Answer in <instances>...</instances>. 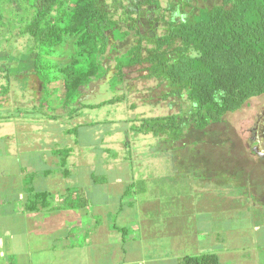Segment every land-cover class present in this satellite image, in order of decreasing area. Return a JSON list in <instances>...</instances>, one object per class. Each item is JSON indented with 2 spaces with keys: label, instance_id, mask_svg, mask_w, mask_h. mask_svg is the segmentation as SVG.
Returning a JSON list of instances; mask_svg holds the SVG:
<instances>
[{
  "label": "trees",
  "instance_id": "trees-1",
  "mask_svg": "<svg viewBox=\"0 0 264 264\" xmlns=\"http://www.w3.org/2000/svg\"><path fill=\"white\" fill-rule=\"evenodd\" d=\"M2 1L3 11H15L14 29L20 27L19 35L28 44L13 55L16 68L10 63L1 71L6 86L0 95H6L11 79L26 74L32 63L45 96L52 94L51 85L63 82V107L71 117L84 108L122 101L123 97L99 105L80 102L85 88L109 75L103 58L131 36L134 43L128 52L114 58L112 81L121 85L126 69L145 66V79L165 88L162 100L186 99L191 105L183 115L142 119L132 127L137 134L175 146L189 131L203 133L264 95V0H213L212 6L205 5L210 0H168L165 10L160 0ZM160 20L164 35L158 34ZM10 29L1 16L2 43L9 42ZM68 44L75 53L69 63H60L57 59L65 55L61 52ZM70 154L68 148L57 151L65 175ZM33 197L31 210L48 204L51 196L43 192ZM183 264L220 262L215 255H204L185 258Z\"/></svg>",
  "mask_w": 264,
  "mask_h": 264
},
{
  "label": "crops",
  "instance_id": "crops-1",
  "mask_svg": "<svg viewBox=\"0 0 264 264\" xmlns=\"http://www.w3.org/2000/svg\"><path fill=\"white\" fill-rule=\"evenodd\" d=\"M45 113L31 122L24 120L26 126L33 122L42 126L40 130H19L25 133L27 142L29 137L32 141L31 133L38 132L40 144L25 145L26 139L16 144L15 129H0V137L12 139L13 145L7 151L10 157L36 154L46 167L41 172L34 159L28 157L23 168V160L17 163L20 177L9 175V165L7 175L0 177V264H183L185 258L204 255L217 256L220 264H264V260H255V251L236 248L233 242L240 238L235 234L238 232H225L219 222L218 210L234 203L233 196L225 194L224 186H201L194 194L171 193V186L156 185L169 175L158 173L152 178L154 173L147 170L149 162H134L142 157L140 145L135 147V160L116 155L103 162L108 172H122L121 176L97 178L90 171L74 182L69 179V170L67 175L61 170L64 168L57 151L67 148L56 144L60 133L48 127L59 124L64 132L59 122L73 120L79 113L73 117L69 112L62 117ZM15 120L14 115L5 112L0 127ZM49 140H54L52 145L47 144ZM83 148H68L71 154L67 167L71 159L76 169L92 170V150ZM125 149L131 151L132 146L127 144ZM102 151L108 154L111 149L105 145ZM51 168L60 170L58 177L64 178L65 184L59 183ZM130 169L134 176L130 178L127 173L122 177ZM43 192L51 196L49 203L31 210L33 195Z\"/></svg>",
  "mask_w": 264,
  "mask_h": 264
},
{
  "label": "rangeland",
  "instance_id": "rangeland-1",
  "mask_svg": "<svg viewBox=\"0 0 264 264\" xmlns=\"http://www.w3.org/2000/svg\"><path fill=\"white\" fill-rule=\"evenodd\" d=\"M4 3L5 1L0 2V24L2 16L6 25L10 26L11 32L7 30L10 38L8 43H2L0 40V52H2L0 53V93L6 86L4 73L1 71L6 64L10 63L16 68L14 63L16 59L13 55L25 51L28 44L27 38L19 35L20 27L16 26L14 29L15 11L9 6H6L7 9H11L9 12L3 11ZM160 3L162 10L168 7V0H160ZM213 4V0H210L205 5L212 6ZM203 5L204 2H201L200 6L204 7ZM158 27V34L164 35L165 28H163L162 20ZM133 43L134 37L131 36L123 43L116 44V52L103 58L106 66L110 68L109 75L105 79L95 80L85 88L80 102L86 105H99L123 97L122 101L95 109L84 108L73 120L63 119L59 123L67 134L63 132L59 124L48 127L56 134L60 133V138L56 141L60 147H70L74 150L84 147L85 151L92 150L89 152L92 153L90 159L95 161L94 165H91L92 170L86 167L76 169L70 159L69 167H67L70 172L69 179L74 182L77 181L76 178L82 180V176L88 175L90 171L89 174L96 175L97 178L110 179L121 176L122 172L113 170L108 172L103 162L116 155L125 156L128 161H131V158L135 160L134 155L137 153L135 147L140 145L142 157L134 162H149L147 170L154 173L152 178L158 177V173L169 175L170 177L154 182L158 186H171V193L194 194L201 186L213 189H216V185L224 186L225 194L232 195L234 203L225 206L223 210L221 208L218 210L219 222L222 223L225 232L226 230L238 232L235 234H239L240 238H236L233 242L236 248L242 251H255V260H264V95L251 99L242 109L227 115L222 123L210 126L203 133L189 131L184 140L175 146L171 143L165 144L159 139H153L152 136H137L131 130L132 127L140 125L142 119L172 114L183 115L190 112L191 105L186 99L182 101L162 100L166 90L159 85L158 81L145 79L143 71L145 66L126 69L121 85L112 81L115 74L114 58L128 52ZM61 53L65 55L57 60L60 63H69L71 56L75 53V48L68 44L64 46ZM7 54H10L9 59L5 58ZM27 70L26 74L13 77L8 93L0 95V117H4L5 112L6 115L16 117V120L10 122L9 126H1L0 129L2 127L3 130L15 129L17 131L14 136V141L17 140L16 144H22L20 139H26L27 142V138L24 137L25 133L20 132L29 127L25 125L26 121L31 122L32 119H38L45 112V114L60 117L68 114L63 107L65 95L63 82L51 85L52 96L51 94L45 96L44 93L42 94L40 82L35 77L32 63H29ZM45 99L47 103L42 105ZM19 115H22V118ZM24 120H26L25 123ZM87 123L90 124L87 125ZM79 124H86V126ZM41 127L33 122L29 128L37 131ZM70 129L73 130L68 132ZM31 134H34L32 141L29 137L25 145L40 144L41 137L38 132L36 135ZM107 135L112 137H107ZM11 141V138L0 137L1 178L7 175V165H9L10 176L20 177V168L27 163L26 158L28 157L34 159L33 162L41 172L45 171L46 167L38 161L36 154L24 153L20 158L10 157L7 151L13 145ZM53 142L54 140H49L47 144L52 145ZM127 144L132 146L131 151L125 149ZM105 145L111 149L108 154L102 151ZM21 160L24 163H20L19 168L17 163ZM50 170L53 176L56 174L55 177L59 179L60 184L66 183L64 178L58 177V174H61L59 169L51 168ZM61 170L64 171V169ZM127 173L130 178L134 176L130 169L122 177H125ZM66 186L71 187L70 184ZM127 200L124 201L125 204L128 203Z\"/></svg>",
  "mask_w": 264,
  "mask_h": 264
}]
</instances>
